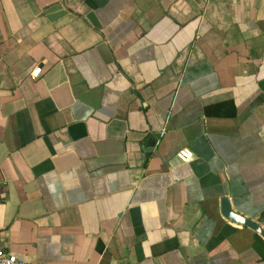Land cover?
Listing matches in <instances>:
<instances>
[{"label": "crops", "instance_id": "obj_1", "mask_svg": "<svg viewBox=\"0 0 264 264\" xmlns=\"http://www.w3.org/2000/svg\"><path fill=\"white\" fill-rule=\"evenodd\" d=\"M0 198L31 264H264V0H0Z\"/></svg>", "mask_w": 264, "mask_h": 264}, {"label": "water", "instance_id": "obj_2", "mask_svg": "<svg viewBox=\"0 0 264 264\" xmlns=\"http://www.w3.org/2000/svg\"><path fill=\"white\" fill-rule=\"evenodd\" d=\"M155 145V143H153ZM151 152V149H150ZM222 215L227 219L229 222L237 224L239 226H243L245 228L251 229L261 235L264 238V229L259 224L253 221L251 218L246 217L239 213L238 211L234 210L231 206V203L228 199L223 200L222 205Z\"/></svg>", "mask_w": 264, "mask_h": 264}, {"label": "built area", "instance_id": "obj_3", "mask_svg": "<svg viewBox=\"0 0 264 264\" xmlns=\"http://www.w3.org/2000/svg\"><path fill=\"white\" fill-rule=\"evenodd\" d=\"M42 73V67H36L32 73H31V79L32 80H37ZM185 160L187 162L191 161L190 157H186ZM0 202H1V198H0ZM0 264H31L28 261L19 258L18 256H16L15 254L8 252L2 248H0Z\"/></svg>", "mask_w": 264, "mask_h": 264}]
</instances>
